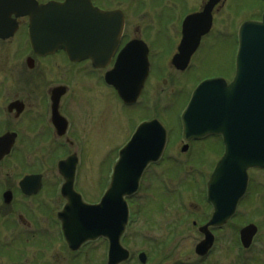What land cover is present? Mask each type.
<instances>
[{
	"label": "rangeland",
	"instance_id": "374dc122",
	"mask_svg": "<svg viewBox=\"0 0 264 264\" xmlns=\"http://www.w3.org/2000/svg\"><path fill=\"white\" fill-rule=\"evenodd\" d=\"M96 1L103 7L119 8L125 13L127 33L137 34L150 44L153 69L147 82V94L142 96L136 106L129 108L112 91L100 86L94 77L86 76L87 73H83L85 77L81 75L78 82L74 83L71 115L74 128H79L84 140L78 171L85 198L97 199L104 179L108 181L111 165L115 164L117 149L126 144L143 121L158 116L171 135L163 159L148 168L141 190L129 199L132 222L126 230L123 244L130 249L132 257L123 264H142L138 258L141 251L148 255L145 264H241L243 259L247 260V264H264V170L250 171L248 194L241 202L237 215L216 233L218 240L212 253L200 259L195 246L203 234L198 228L211 213L202 177L208 179L221 150L218 141L214 140L212 143H194L187 153H182L183 143L177 137L179 114L188 98L184 91H189L193 84L207 76H231L238 27L245 19L254 16L258 18L264 7L262 0H222L214 10L216 13L212 32L203 40L189 72L184 75L170 68L171 56L180 38L183 17L193 9L200 8L205 0ZM1 66H4L7 73L10 72L7 68L11 63H1ZM80 109H83L82 112ZM53 149L48 147L41 154L45 167L40 168L41 158L37 157L35 167L31 170H57L56 163L52 164L48 160L53 155ZM5 168L0 166V170L16 172L13 164ZM24 169L25 166L17 170ZM164 180L168 184L166 187ZM42 220L47 222L44 217ZM250 222L257 224L259 231L250 248L242 252L237 241L238 232ZM0 232L5 235L0 239V264H14V253L21 251L22 244L13 241L12 237L9 242L3 240L19 233L15 231L12 234L3 230L2 224ZM4 245H9V249L14 251L11 252L14 257L8 258L2 254ZM29 245L32 251V255H29L31 262L39 257L46 264L81 263L71 256L66 259L65 249L60 245L56 249L60 248L61 254H53L55 250L49 249L46 253H39L36 244ZM86 249L89 254H83L82 262L101 264V241Z\"/></svg>",
	"mask_w": 264,
	"mask_h": 264
},
{
	"label": "water",
	"instance_id": "95a60500",
	"mask_svg": "<svg viewBox=\"0 0 264 264\" xmlns=\"http://www.w3.org/2000/svg\"><path fill=\"white\" fill-rule=\"evenodd\" d=\"M220 1L209 0L202 13L191 15L185 20L184 38L172 62L178 68L187 67L202 36L211 29L212 12ZM116 13L119 12L94 8L89 0H72V44H69V49L74 60L89 53L94 62L99 61L105 65L123 30V17L118 21ZM64 18L61 17L62 23ZM98 27H103L108 35L109 29L115 34L109 38L112 49L98 45L100 56L95 45L88 46L84 42L88 28ZM136 44L141 43L134 41L123 49L116 68L107 76V80L115 84L126 103L138 99L149 73L148 50ZM182 120L184 135L188 140L210 133L223 134L226 153L209 183L213 201V196L218 194L214 190H220L225 195L227 192L222 187L232 189V197L225 201L228 208L223 211L222 207L219 215L210 222L212 225H221L232 215L246 190L248 168L264 167V15L262 21H247L240 28V49L234 80L230 84L221 78L204 81L195 91ZM166 136V129L158 120L143 123L133 139L122 149L111 186L102 203L83 206V215L88 219L91 231L89 237L108 235L111 238L110 264H117L128 256L120 245V236L128 220V206L124 196L137 190L146 166L160 158L166 145ZM69 164L73 171L74 165L69 161L61 162L60 169L67 170ZM218 186L221 188L216 189ZM208 225L202 228L207 237L201 243L200 251L207 250L212 244ZM256 231L254 225L243 230L247 246Z\"/></svg>",
	"mask_w": 264,
	"mask_h": 264
},
{
	"label": "flooded vegetation",
	"instance_id": "af4514ba",
	"mask_svg": "<svg viewBox=\"0 0 264 264\" xmlns=\"http://www.w3.org/2000/svg\"><path fill=\"white\" fill-rule=\"evenodd\" d=\"M63 1L0 0V153L2 148L11 147L10 152L0 159V166L7 169L5 167L13 164L16 169V172L0 170V227L2 224L3 230L12 234L15 231L19 233L15 236L9 235L6 241L3 240L9 242L12 237L13 241L22 244L21 251L14 253V264H46L39 257H35L33 262L29 261V255H32L29 244H36L39 253H46L48 249L55 250L53 254H61L60 248L56 249L60 245L65 249L66 259L71 256L76 262L86 264L82 262L83 254H89L86 248L100 241L103 244L101 264H105L109 246L108 240L101 238L83 242L76 249L71 248L66 241L59 217L68 199L62 194L65 179L58 170V162L74 153L78 155L80 162V151L84 147V140L79 128H74L71 115L72 88L83 73L94 77L100 86L107 85V69L96 68L89 59L73 62L62 48L47 53H38L35 50L36 42L40 46L45 41L41 37V29L45 28L46 15L39 10V6ZM92 1L103 9H116L103 7L96 0ZM127 25L126 17V28ZM126 28L118 51L133 38L145 40L137 34L130 35ZM114 60L115 57L112 64ZM1 63H11L7 68L9 73ZM107 88L113 94L116 93L113 87L107 85ZM82 110L80 109L81 112ZM48 147L54 148L49 162L54 164V158L59 157L57 170H31L35 167L34 161L37 157L41 158L40 168L45 167L46 163L41 154ZM79 164L74 188L85 201L97 202L98 197L97 200L85 198L78 171ZM24 166V170H17ZM102 190L103 187L99 194ZM222 228L212 229L216 242V233ZM4 236L0 232V239ZM4 247L10 253L4 248L2 254H6L8 258L14 257L9 245Z\"/></svg>",
	"mask_w": 264,
	"mask_h": 264
}]
</instances>
